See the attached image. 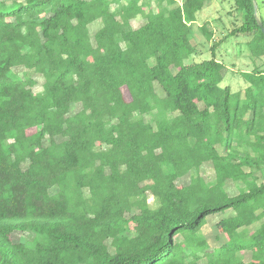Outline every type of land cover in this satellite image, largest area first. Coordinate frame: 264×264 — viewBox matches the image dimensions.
<instances>
[{
  "label": "trees",
  "instance_id": "obj_1",
  "mask_svg": "<svg viewBox=\"0 0 264 264\" xmlns=\"http://www.w3.org/2000/svg\"><path fill=\"white\" fill-rule=\"evenodd\" d=\"M166 1L0 0V264H264V69L224 86L190 61L207 0ZM231 8L264 58L253 0Z\"/></svg>",
  "mask_w": 264,
  "mask_h": 264
},
{
  "label": "rangeland",
  "instance_id": "obj_2",
  "mask_svg": "<svg viewBox=\"0 0 264 264\" xmlns=\"http://www.w3.org/2000/svg\"><path fill=\"white\" fill-rule=\"evenodd\" d=\"M156 0H151L155 11L157 10ZM163 8L167 7L166 0H160ZM182 1V0H181ZM213 1V0H212ZM258 5V15L264 18V0H256ZM180 2V1H179ZM233 0H214V4L200 15L199 20L192 27V40L193 45L196 46V53L191 57L190 61L200 62L203 60L211 59L215 57L219 61L223 62L227 68L226 77L224 80V86H230L234 92L241 91L244 93L248 83L244 79L243 72H253L255 70L264 69V58H256L253 56L248 47V41L251 39V35H231L230 32L237 26L243 23L242 17L238 12L232 10ZM232 10V11H231ZM229 11L232 13L230 14ZM207 21L206 29L213 33V37L209 40L206 35L200 30V26L203 21ZM142 20L138 18L133 22L134 27H138L142 24ZM99 23H95L91 26V31L95 32ZM225 38V40H224ZM216 46L215 50L212 48ZM189 61V62H190ZM26 70L22 67L16 69V72L22 75ZM38 84L35 86V91H42L43 79L40 76L35 75ZM243 95V94H242ZM201 107H203L201 105ZM158 111H154L144 116L147 122H152L160 119ZM220 153H224L223 147H218ZM204 177L211 180L213 177L212 168L209 164H206L203 169ZM258 177V183L264 182V169L256 171ZM179 184H186V181H180ZM240 186L230 182L228 190L231 194H237ZM86 196L88 191L85 190ZM151 198V197H150ZM151 204L156 207L157 204L151 199ZM220 217H211L208 219V224L204 228V234L212 248H216L222 245L225 238L221 236L217 229V224ZM255 225L240 230L242 235L252 234L255 230ZM22 234H15L14 240L18 241ZM30 238V235H25ZM202 264H206L203 260Z\"/></svg>",
  "mask_w": 264,
  "mask_h": 264
},
{
  "label": "water",
  "instance_id": "obj_3",
  "mask_svg": "<svg viewBox=\"0 0 264 264\" xmlns=\"http://www.w3.org/2000/svg\"><path fill=\"white\" fill-rule=\"evenodd\" d=\"M253 3H254L255 10H256L255 16H256L257 22H258L259 26L261 27V29H262V31L264 33V26H263V23H262L259 15H258V5H257V1L256 0H253Z\"/></svg>",
  "mask_w": 264,
  "mask_h": 264
},
{
  "label": "crops",
  "instance_id": "obj_4",
  "mask_svg": "<svg viewBox=\"0 0 264 264\" xmlns=\"http://www.w3.org/2000/svg\"><path fill=\"white\" fill-rule=\"evenodd\" d=\"M180 3V2H179ZM214 4V0L212 1V0H207L206 2H205V6H204V10L201 12V14L207 9V7H211L212 5ZM206 12V11H205ZM200 14V15H201ZM206 21H209V20H206ZM205 21V22H206Z\"/></svg>",
  "mask_w": 264,
  "mask_h": 264
}]
</instances>
